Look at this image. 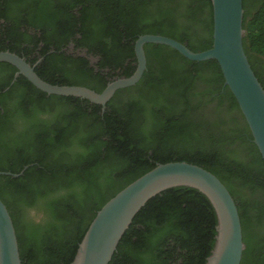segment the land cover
Returning <instances> with one entry per match:
<instances>
[{
    "label": "trees",
    "instance_id": "16d2710c",
    "mask_svg": "<svg viewBox=\"0 0 264 264\" xmlns=\"http://www.w3.org/2000/svg\"><path fill=\"white\" fill-rule=\"evenodd\" d=\"M241 7L242 48L264 90V0ZM211 27L209 0H0V50L23 57L48 83L96 92L111 76L132 73L138 35L167 36L196 52L210 46ZM75 34L74 47L96 62L59 51ZM142 48L140 78L115 90L103 109L46 94L22 75L11 82L15 67L0 62V171L26 166L0 175L20 264H70L108 198L175 160L220 180L239 217V264H264V162L216 61L189 60L162 44ZM29 209L37 221L24 216ZM215 223L201 192L165 188L135 212L107 264H204Z\"/></svg>",
    "mask_w": 264,
    "mask_h": 264
},
{
    "label": "water",
    "instance_id": "95a60500",
    "mask_svg": "<svg viewBox=\"0 0 264 264\" xmlns=\"http://www.w3.org/2000/svg\"><path fill=\"white\" fill-rule=\"evenodd\" d=\"M211 5V43L201 51H191L184 44L159 34H141L133 42L135 67L128 76H115L100 92L81 85H57L39 78L33 66L17 54L0 50V62L15 67L11 82L22 75L30 84L46 94L75 96L104 107L120 88L135 84L145 69L143 44L166 45L183 57L201 61L214 59L232 94L264 162V90L253 74L242 48L241 0H209ZM10 82V83H11ZM17 173L0 171L17 176ZM172 186H188L201 192L211 204L216 223L212 247L204 264H239L244 244L235 203L220 180L208 170L185 161L156 163L108 198L90 220L77 245L70 264H107L115 246L132 216L144 202L161 190ZM0 264H20L15 231L5 205L0 200Z\"/></svg>",
    "mask_w": 264,
    "mask_h": 264
},
{
    "label": "flooded vegetation",
    "instance_id": "af4514ba",
    "mask_svg": "<svg viewBox=\"0 0 264 264\" xmlns=\"http://www.w3.org/2000/svg\"><path fill=\"white\" fill-rule=\"evenodd\" d=\"M22 30V29H21ZM26 31V30H25ZM27 32H28V34H30L31 36H34L33 34H34V32H33V30H31V29H28L27 30ZM78 37V35L77 34H75L74 35V37L73 38H69V39H67V41L65 42V43H63L61 46H60V48H59V51H62V53H63V55L64 56H70V58L72 57V58H74V57H76V56H81V57H84V58H86L87 60H88V62L91 64V63H94V62H96L97 61V59H98V57L97 56H92V55H90L89 53H87L86 52V48L85 47H74V38L76 39ZM41 45V43H37V47H36V49L35 50H37L38 49V47ZM53 50L52 49H49V51L48 52H52ZM144 52V51H143ZM134 53V52H133ZM145 57V56H144ZM71 58V59H72ZM135 58V57H134ZM40 60V58H38V59H36L35 60V63L37 62V61H39ZM64 60H66L65 62H70V60H68V59H64ZM115 76H118V75H113V76H111L112 78L113 77H115ZM119 76H121V75H119ZM111 78V79H112ZM103 109V108H102ZM24 216L26 217V216H28L29 218H32L34 221H37L38 219H37V217L39 216V214L37 213V212H35L34 211V209H29V210H25V214H24ZM24 217V218H25Z\"/></svg>",
    "mask_w": 264,
    "mask_h": 264
}]
</instances>
